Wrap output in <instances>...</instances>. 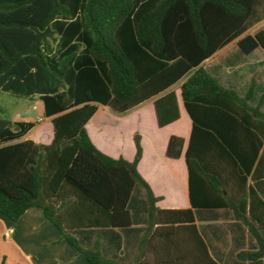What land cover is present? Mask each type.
I'll return each mask as SVG.
<instances>
[{"label": "trees", "instance_id": "trees-1", "mask_svg": "<svg viewBox=\"0 0 264 264\" xmlns=\"http://www.w3.org/2000/svg\"><path fill=\"white\" fill-rule=\"evenodd\" d=\"M263 1L0 0V92L38 95L53 126L41 144L22 139L36 122L0 117V214L17 220L39 207L90 264L118 263L81 248L69 230L129 226L137 192L148 220L193 221L192 209L155 207L159 198L137 170L138 134L128 161L100 151L85 129L96 104L124 114L157 96L163 127L179 118L171 88L181 82L192 122L184 152L191 206L230 210L259 243L254 223L264 229V201L248 178L264 144V94L252 105L254 77L241 96L201 63L236 38L244 54L264 49V30L243 35ZM183 146L172 135L166 155L179 158Z\"/></svg>", "mask_w": 264, "mask_h": 264}, {"label": "crops", "instance_id": "crops-1", "mask_svg": "<svg viewBox=\"0 0 264 264\" xmlns=\"http://www.w3.org/2000/svg\"><path fill=\"white\" fill-rule=\"evenodd\" d=\"M261 15L260 20L243 35H254L259 30H264L263 26L254 30L256 25L264 22L263 13ZM238 39L217 49L210 57L204 59L201 65L205 68L206 62H212L231 44L237 45ZM258 48L246 55L252 54ZM212 69L216 73H209L215 76L222 86L231 88V77H227L224 72H218L215 65H212ZM205 70L207 71L206 68ZM258 71L250 78L256 79V87L260 79V76H257ZM262 78L264 82V77ZM180 86L181 82L171 88L176 93L179 118L163 127L157 123L154 105L157 96L124 114L114 112L109 106L96 104L97 110L85 124V129L92 143L100 151L112 158L122 157L128 161L134 158V136L138 134L142 155L137 170L150 186L153 195L159 198L155 207L160 210L192 209L193 221L160 223L153 219L148 220L145 199L137 192L129 205V213L133 219L129 226L76 228L69 232L81 248L97 247L107 260L118 264H264L263 228L254 223V228L261 237L258 243L250 234L248 224L236 220L230 210L191 206L184 152L192 122L183 105ZM263 107L264 103L261 107L264 112ZM146 115L151 116L153 125L148 139L146 133L141 130ZM51 118L44 115L37 119L22 117L23 121L36 122L22 139H31L41 144L50 143L53 137ZM129 118L134 119L137 127L129 130L126 135L127 148L123 145L125 135L122 121ZM172 135L184 139L179 158L166 155L167 143ZM248 184L256 188L259 197L264 201V144L248 178ZM224 195H227V192H224ZM257 251L259 254L252 257L251 253ZM0 264L90 263L83 253L62 237L58 227L45 217L42 209L34 206L27 209L17 220L0 214Z\"/></svg>", "mask_w": 264, "mask_h": 264}, {"label": "rangeland", "instance_id": "rangeland-1", "mask_svg": "<svg viewBox=\"0 0 264 264\" xmlns=\"http://www.w3.org/2000/svg\"><path fill=\"white\" fill-rule=\"evenodd\" d=\"M260 14L264 12V1L259 7ZM258 26L264 27V22L254 27V30ZM226 51L217 56L212 62H206L205 68L211 74H215L216 71L212 69V65H215L218 72H224L231 77L230 87L235 89L238 93L244 94L246 91L250 78L257 70L260 76L259 83L255 90V95L250 101L252 105H255L259 99V96L264 93V50L258 48L250 55L244 54L236 44H231ZM214 58V57H213ZM262 76V77H261ZM104 107V106H103ZM264 108V107H263ZM101 109V108H100ZM112 114L116 115L114 112ZM43 115V103L38 95L31 97L15 96L8 92H0V117L9 119L11 121L22 120V117L37 119ZM39 121H37L38 123ZM123 127V145L128 148V137L126 136L129 130L137 127L133 118L125 119L122 121ZM152 119L151 116L146 115L144 117L141 130L146 133L147 139L152 132ZM148 143V140H146Z\"/></svg>", "mask_w": 264, "mask_h": 264}]
</instances>
